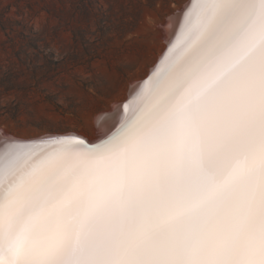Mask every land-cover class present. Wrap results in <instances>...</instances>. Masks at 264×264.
Listing matches in <instances>:
<instances>
[{
  "label": "bare ground",
  "instance_id": "6f19581e",
  "mask_svg": "<svg viewBox=\"0 0 264 264\" xmlns=\"http://www.w3.org/2000/svg\"><path fill=\"white\" fill-rule=\"evenodd\" d=\"M167 26L97 120L116 133L62 141L14 198L0 173V264H264V0H189Z\"/></svg>",
  "mask_w": 264,
  "mask_h": 264
},
{
  "label": "rangeland",
  "instance_id": "374dc122",
  "mask_svg": "<svg viewBox=\"0 0 264 264\" xmlns=\"http://www.w3.org/2000/svg\"><path fill=\"white\" fill-rule=\"evenodd\" d=\"M188 1L0 0V134L96 141Z\"/></svg>",
  "mask_w": 264,
  "mask_h": 264
},
{
  "label": "snow or ice",
  "instance_id": "6c2138e0",
  "mask_svg": "<svg viewBox=\"0 0 264 264\" xmlns=\"http://www.w3.org/2000/svg\"><path fill=\"white\" fill-rule=\"evenodd\" d=\"M67 138H57L50 145V151H41L32 147V142H6L0 148V173L7 176L9 172L15 170L19 175V183L15 181L9 183L7 187L8 196L16 197L25 187L26 183H30L38 175V170L48 154L61 146L62 141ZM43 143V142H42ZM32 159H38L40 163L34 166L31 171H25L26 162Z\"/></svg>",
  "mask_w": 264,
  "mask_h": 264
},
{
  "label": "water",
  "instance_id": "95a60500",
  "mask_svg": "<svg viewBox=\"0 0 264 264\" xmlns=\"http://www.w3.org/2000/svg\"><path fill=\"white\" fill-rule=\"evenodd\" d=\"M161 62V60L158 62V64L157 65H159V63ZM156 70V69H155ZM155 70L154 71H152L149 75H148V77H146L144 80H143V82H147L148 80H150L151 79V77H152V75L154 74V72H155ZM132 97H130L129 99H128V101L131 99ZM122 126V125H121ZM121 126L119 127H116L114 130H112L111 132H108L106 135H104L102 138H100L99 140H97L96 142H93V143H88V142H86L85 141V139L83 138V137H80V136H77V135H74V133H65V134H60V135H53V136H51V137H44V139H40L39 137V139H35V138H32L33 140L32 141H30V142H32V144H38V143H40V142H42L43 140H54V139H57V138H66V137H68V136H73L72 138H67V139H65L64 140V142H63V144H68L67 142H70V141H68V140H72V141H74V142H78V143H80L81 145H83V146H86L87 148H94V147H96V146H98V145H100V144H102L103 142H105L106 140H108L114 133H116L117 132V130H119L120 128H121ZM45 136H47V135H45ZM75 136V137H74ZM42 137V136H41ZM6 142H13V141H16V140H13V139H10V140H5Z\"/></svg>",
  "mask_w": 264,
  "mask_h": 264
}]
</instances>
